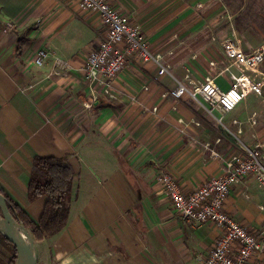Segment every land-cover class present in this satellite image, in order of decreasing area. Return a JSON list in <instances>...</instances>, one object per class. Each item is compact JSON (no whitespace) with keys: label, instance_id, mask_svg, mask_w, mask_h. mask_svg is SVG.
<instances>
[{"label":"crops","instance_id":"crops-1","mask_svg":"<svg viewBox=\"0 0 264 264\" xmlns=\"http://www.w3.org/2000/svg\"><path fill=\"white\" fill-rule=\"evenodd\" d=\"M197 2L204 13L210 1L191 0L190 9ZM168 4L116 0L155 52L165 47L162 23L176 22L164 13ZM105 32L99 15L75 0H0V191L37 220L46 198L27 196L33 158L65 157L75 167L67 223L34 241L37 264H201L223 231L179 217L157 174H170L188 192L249 150L264 162V95L251 93L222 113L209 111L199 94H167L216 75L227 63L222 41L220 56L205 42L188 45L183 52L192 56L183 68L173 61V77L133 59L108 83H88L83 65ZM40 49L48 55L37 65ZM215 82L226 89L228 74ZM224 208L247 230L261 231L264 185L252 175L234 183ZM1 256L10 254L0 243ZM251 259L264 264V248Z\"/></svg>","mask_w":264,"mask_h":264},{"label":"built area","instance_id":"built-area-1","mask_svg":"<svg viewBox=\"0 0 264 264\" xmlns=\"http://www.w3.org/2000/svg\"><path fill=\"white\" fill-rule=\"evenodd\" d=\"M75 1L79 9L96 12L106 30L104 38L86 57L83 65L86 81L91 84L108 83L133 59L154 63L159 75L168 72L162 57L154 53L141 28L117 7L116 0ZM221 45L227 63L216 75H205L191 89L178 83L167 94L175 99L186 94H199L209 111L217 109L222 113L233 110L251 93L261 95L264 79H256L251 72L259 70L264 62V47L247 51L233 37L224 38ZM47 55V49H40L35 64L40 65ZM220 74H228L229 85L226 89L215 82V77ZM250 175L264 185V162L257 149L249 150L241 157H232L226 161L222 175L210 177L188 192L182 190L170 174H157L179 217L197 223L212 222L223 231L201 264H258L251 258L264 248V224L261 231L251 232L224 208L231 186Z\"/></svg>","mask_w":264,"mask_h":264},{"label":"rangeland","instance_id":"rangeland-1","mask_svg":"<svg viewBox=\"0 0 264 264\" xmlns=\"http://www.w3.org/2000/svg\"><path fill=\"white\" fill-rule=\"evenodd\" d=\"M190 1L170 0L164 9L166 16L176 20L162 23L166 34L162 39L165 47L154 51L162 57L168 71L166 75L174 76V60L179 67L186 65L188 57L192 56L183 52L188 45L205 42L211 46L215 56L221 55L220 43L227 37H233L247 51L264 47V0H209L204 13L197 6L199 2L193 5L194 10L190 9ZM173 5L177 7L174 13L170 12ZM200 17L203 23L199 21ZM149 42L152 43L150 39ZM259 69L264 75V62ZM261 77L264 79V76Z\"/></svg>","mask_w":264,"mask_h":264},{"label":"trees","instance_id":"trees-1","mask_svg":"<svg viewBox=\"0 0 264 264\" xmlns=\"http://www.w3.org/2000/svg\"><path fill=\"white\" fill-rule=\"evenodd\" d=\"M250 1V0H249ZM34 26L27 27L18 43L25 40ZM75 167L65 157L37 155L33 158L30 176L27 182V196L34 200L45 196L46 201L39 219L34 220L30 214L3 193L7 207L16 221L29 229L34 241H42L59 233L67 223L69 202L73 198V179ZM0 243L10 257H0V264H14L15 247L0 233Z\"/></svg>","mask_w":264,"mask_h":264},{"label":"water","instance_id":"water-1","mask_svg":"<svg viewBox=\"0 0 264 264\" xmlns=\"http://www.w3.org/2000/svg\"><path fill=\"white\" fill-rule=\"evenodd\" d=\"M262 94L264 95V86ZM0 233L15 247L16 260L14 264H37L33 237L22 223L13 218L1 191Z\"/></svg>","mask_w":264,"mask_h":264}]
</instances>
